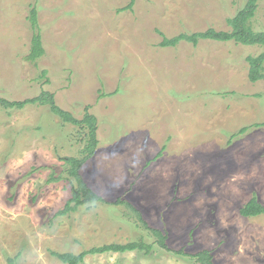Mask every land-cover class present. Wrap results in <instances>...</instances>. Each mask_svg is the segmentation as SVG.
<instances>
[{
    "label": "rangeland",
    "instance_id": "obj_1",
    "mask_svg": "<svg viewBox=\"0 0 264 264\" xmlns=\"http://www.w3.org/2000/svg\"><path fill=\"white\" fill-rule=\"evenodd\" d=\"M245 1L135 0L123 9L129 0H0V97L46 90L73 116L92 113L98 144L80 174L104 199L55 216L72 185L60 158L81 156L82 131L46 105L0 106V264H66L52 252L141 236L148 254H88L80 264H196L191 255L204 249L213 264H264V213H239L253 195L264 205V81L248 79L246 62L262 48L159 45L229 30ZM31 7L44 48L33 61ZM252 25L264 31V0Z\"/></svg>",
    "mask_w": 264,
    "mask_h": 264
},
{
    "label": "trees",
    "instance_id": "obj_2",
    "mask_svg": "<svg viewBox=\"0 0 264 264\" xmlns=\"http://www.w3.org/2000/svg\"><path fill=\"white\" fill-rule=\"evenodd\" d=\"M135 0H129L128 4L123 9H130ZM258 0H246L242 8L235 15L227 18L229 30H215L208 28L205 31H197L193 33H179L173 37H163L160 41V46H175L181 41H185L196 45L200 39H211L214 41H233L244 45H258L262 50L255 56L248 55L246 62L248 64V79L251 82L259 80L264 81V31L254 30L252 19L257 9ZM28 20L32 31L30 52L27 56L29 60H36L44 54L41 35L38 27L37 10L31 7L29 10ZM26 104L46 105L50 112L56 115L61 121L71 123L78 126L83 134V145L80 150L81 156H63L60 159L66 165V172L71 179L70 196L65 201L63 207L56 211L55 216L64 215L71 211H76L81 205L94 202H103L104 199L93 191L84 181L80 174V168L83 163L93 156L97 147V121L96 117L85 110L81 118L73 116L69 111L59 107L51 92L42 90L38 95L26 98L20 101H10L0 97V106L4 108H23ZM247 127H241L238 132L246 131ZM234 137L236 134H230ZM58 177L54 173H50L49 180H56ZM122 203L132 210L137 218L147 227V223L142 217V214L131 203L126 200H118L116 203ZM239 213L245 217H253L264 213V205L261 204L257 197L253 195L246 203L239 208ZM149 231L156 238L158 246L165 250H170L165 242V234L158 228L148 227ZM152 249V244L146 242L144 237H139L128 241L127 243H109L94 246L83 250L77 254L71 252H52L61 262L66 264H80L88 254H101L108 252H126V251H141L145 254ZM196 264H213L212 254L209 250H201L193 255Z\"/></svg>",
    "mask_w": 264,
    "mask_h": 264
}]
</instances>
